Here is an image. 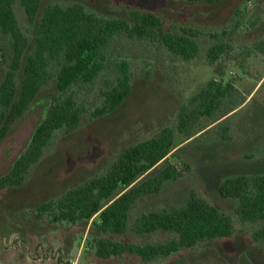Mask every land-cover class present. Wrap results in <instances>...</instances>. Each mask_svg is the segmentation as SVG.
<instances>
[{
  "label": "rangeland",
  "instance_id": "1",
  "mask_svg": "<svg viewBox=\"0 0 264 264\" xmlns=\"http://www.w3.org/2000/svg\"><path fill=\"white\" fill-rule=\"evenodd\" d=\"M75 2L103 18L117 17L130 23L131 12L151 11L161 18L162 26L153 41L115 37L105 50V68L94 82L70 89L84 109L79 125L71 132H56L25 181L0 192V264H144L133 255L102 259L96 255L95 241L105 237L140 244L163 241L167 234L96 235L90 223H53L36 208L103 175L126 147L153 137L162 128L176 130L181 106L210 80L229 83L239 92L227 101V111H233L214 128L180 146L177 157L169 158L168 163L182 175L166 183L158 195L142 200L132 215L179 205L195 191L231 216L233 235L147 264H264V242L253 237L261 223H241L234 215L235 201L221 197L218 191L226 176L264 173V51L258 46L264 42V0H42V6ZM14 12L32 42L35 29L27 24L18 3ZM183 26L202 32L198 55L190 61L172 55L161 42L162 34ZM216 43L223 44L225 52L210 63L207 51ZM10 44L9 37L0 32V53L4 54L0 81L8 68ZM122 61L131 75L129 97L116 111L93 118V111L102 104L101 93L114 83ZM57 70V64L50 65L48 82L37 100L0 143V175L26 150L35 128L58 97Z\"/></svg>",
  "mask_w": 264,
  "mask_h": 264
},
{
  "label": "trees",
  "instance_id": "2",
  "mask_svg": "<svg viewBox=\"0 0 264 264\" xmlns=\"http://www.w3.org/2000/svg\"><path fill=\"white\" fill-rule=\"evenodd\" d=\"M182 1L215 3L217 0ZM17 3L24 10L27 24L35 29L32 42L16 19ZM130 21L103 18L77 2L42 6V0H0V32L9 37L12 49L8 68L0 81V143L37 100L48 82L50 65H58L55 84L58 97L35 128L26 150L9 171L0 175V192L25 181L56 132H71L79 125L84 109L69 91L79 83L92 84L100 75L105 68V50L115 37L151 41L158 38L157 31L162 26L158 15L151 11L131 12ZM201 34L196 28L183 26L162 34L161 42L172 55L190 61L198 55ZM258 46L264 51V42ZM224 48L223 44L212 45L207 51L209 62L216 61L225 52ZM0 56L4 58L2 52ZM131 91L128 64L122 61L114 83L101 93L102 104L92 117L116 111ZM238 95L231 84L210 80L181 106L176 130L162 128L153 137L126 147L103 175L44 201L36 210L53 223H90L96 235L127 232L141 237L168 235L163 241L140 244L99 237L95 249L102 259L133 255L147 264L205 241L231 237L234 233L231 216L195 191L181 204L168 209L136 215L132 212L142 200L158 195L166 183L182 175L168 159L177 157L176 152L186 141L214 128V124L232 112L227 111L230 108L227 101ZM185 170L189 171V167L185 166ZM218 191L221 197L235 201L234 215L241 223H261L253 237L264 242V173L226 176Z\"/></svg>",
  "mask_w": 264,
  "mask_h": 264
},
{
  "label": "water",
  "instance_id": "3",
  "mask_svg": "<svg viewBox=\"0 0 264 264\" xmlns=\"http://www.w3.org/2000/svg\"><path fill=\"white\" fill-rule=\"evenodd\" d=\"M1 54V53H0ZM0 58H1V56H0Z\"/></svg>",
  "mask_w": 264,
  "mask_h": 264
}]
</instances>
